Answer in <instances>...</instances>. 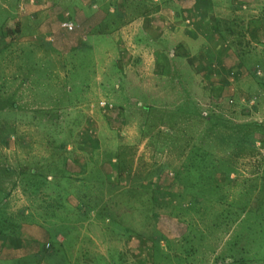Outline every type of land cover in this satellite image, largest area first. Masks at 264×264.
Returning <instances> with one entry per match:
<instances>
[{
  "label": "rangeland",
  "instance_id": "1",
  "mask_svg": "<svg viewBox=\"0 0 264 264\" xmlns=\"http://www.w3.org/2000/svg\"><path fill=\"white\" fill-rule=\"evenodd\" d=\"M22 1L30 0H0V107L12 100L17 107L0 110V264L70 259L78 230L65 221L81 224L77 235H84L85 228L95 231L96 219L118 243L113 264H264V0H221L225 10L212 12L211 24L179 12L171 23L147 24L139 13L159 4L153 0H122V7L121 0H96L101 3L92 10L105 16L107 30L94 25L92 33L89 20H76L75 33L89 38L67 50L62 62L47 58L46 42L54 51L61 45L54 35L37 45L41 56L24 44L37 27L53 29V20L44 23L46 11L58 14L73 0H42L51 7L28 32L33 24L17 10ZM109 2L116 12H108ZM127 23L132 28L124 31ZM69 65L73 79L95 77L88 120L67 119L81 95L74 85L59 95L58 71ZM34 72L42 76L37 83L15 87ZM39 92L46 96L39 100ZM52 92L60 98L56 106ZM49 106L60 117L21 120ZM41 120L47 123L31 132L24 127ZM47 144L53 151L43 155ZM68 146L94 149L85 160L108 164L84 178L74 157L63 160ZM84 197L91 211L82 217ZM42 221L55 228L48 230L52 237L39 234L30 246ZM56 231L69 238L64 248ZM92 236L87 254L105 252Z\"/></svg>",
  "mask_w": 264,
  "mask_h": 264
},
{
  "label": "crops",
  "instance_id": "2",
  "mask_svg": "<svg viewBox=\"0 0 264 264\" xmlns=\"http://www.w3.org/2000/svg\"><path fill=\"white\" fill-rule=\"evenodd\" d=\"M107 2L109 0H102V2ZM154 2L159 3L157 6H153V7H148L146 9H141V12L139 13V15L141 16V13L143 14V17L145 20L147 21V24H151V23H157L158 19H163V20H167L171 23L170 20H173L175 17L178 19V12L180 14H182V16L187 15V14H192L195 16V19L198 17V15L200 16H204L207 21L211 24L212 21H214V18L216 19L217 16L213 15L212 12L215 13H219V14H223L224 12V7H222L221 5V0H153ZM116 2V1H115ZM97 3H101V1H96V0H89L86 4L85 3H81L78 2L76 0H73L71 3H68L67 6L65 7V5H63L61 7V10L58 14L55 13V11H52V9L50 11H46L45 14V20L44 23L46 25V20L50 19L51 21L53 20L55 26L53 27V29H46L44 30L43 28L40 27L41 31H37V28L34 31H30L33 26H37V22H39L37 20V16H39L41 13L44 12L45 9H47L48 7L50 8L51 5H49V2H43L42 0L39 1V3L34 2V0H30L29 2H20L19 5H17V10L18 13L22 12L21 14H23L22 16H25V21L29 20L30 22H32V26L29 30L24 29L25 32L30 31V34H32L31 36H28L26 38V40H28V44H24L25 48L29 49V51H32V55L34 56H41V53L37 51V45H41L45 40H53V35H54V41H56L55 43L57 44L58 41L61 43V45L58 47L57 51L52 50V42H46V46H48L50 48V53L48 54L47 58H50L51 61L52 60H58L60 62L63 61V56L65 54V52L67 50H69L70 48H75L78 47L81 42L85 39V38H89L86 37V33L85 35H83V33H75L77 31V25L76 28L73 31H68L64 28H62L60 26V23L64 20H71L73 21L75 24H77V22L80 20L82 23L85 24V22H88V20L91 22V24H93L92 27V33H94L95 28L94 25L99 26L101 24V26L103 25V28H100L99 32H104L107 29L105 28L104 22L105 20V16L100 15V14H95L92 9H97L98 5ZM110 4H107V8H108V12H116V9L113 5L114 2H109ZM121 2H119L120 7H122ZM132 3V2H131ZM72 5H74V7H71ZM135 6L139 9L140 11V4ZM66 8H68V10H65ZM142 8V7H141ZM148 10V11H147ZM204 11V14L201 15V11ZM149 12V16H145L144 13ZM58 15V16H57ZM61 15V16H60ZM77 15H79V17L77 18ZM102 16V17H99ZM61 18L58 22V18ZM142 18V17H140ZM78 20V21H76ZM36 21V22H35ZM115 27V26H114ZM132 27H130L127 23V25L124 27V31L127 30H131ZM52 30L54 32V34L52 33ZM109 30H111V28H109ZM78 34V38L73 41V38L68 39L71 36H74L75 34ZM121 38V37H120ZM6 40V38L4 39ZM214 42V38L211 39V43ZM73 44V45H71ZM32 47V48H31ZM31 48V49H30ZM64 51V52H63ZM63 52V54H61ZM209 52V51H207ZM2 53H4L6 56H10L12 53L8 52L7 50L2 51ZM22 58V57H21ZM46 61V60H45ZM26 60L23 62L25 63ZM28 62V61H27ZM44 62V61H43ZM22 63V64H23ZM21 64V62H20ZM26 69V68H25ZM24 69V70H25ZM53 70H56L53 69ZM22 71V70H21ZM66 71L68 73H70L69 77L67 78L66 75ZM74 71V68L69 65L66 69H59L58 73L59 77L57 80V87L61 89L59 95H61V93H64L65 95H67V89L70 88L71 89V85L74 86H78L81 88V95H80V100L82 101L79 103V101L77 102V104L71 105L68 109H67V119H86L88 120L90 117V106H95V96H92L95 94V92H93V94L91 95V89L90 87H94V80L92 82H89L87 79H82L83 77L80 78H71L72 72ZM38 72H34L31 75L25 76V80L19 78L17 80V84L15 85V87L17 88H21V90L23 88H29L31 87L34 83H37L38 81H36V79H39L40 76L39 74H37ZM64 73V74H63ZM16 76V74H15ZM14 76V77H15ZM63 77H66L68 80H70V83H64V80L62 79ZM1 78V77H0ZM44 79H46L45 76H43ZM65 78V79H66ZM14 93V92H13ZM53 96L50 98V101L53 102L56 105H58L60 98L58 96L55 95V92H52ZM46 96L44 93L39 92L37 94L38 99L40 100L41 97L40 96ZM92 96V97H90ZM21 98V97H20ZM91 98V100L89 99ZM66 99V98H65ZM30 100V98H29ZM21 102V99H20ZM8 103H5L3 106L0 107V110L3 109H7L8 108ZM9 104H12L10 108L16 110L17 107L15 104V101L12 100ZM62 104H60L59 106H61ZM98 105H99V101H98ZM97 105V106H98ZM97 108L100 109V106H98ZM39 110V113H37L34 116H30V117H26L25 115H22L23 119H28V120H35L36 118L40 119L43 116H45L46 118H44L43 120H53V119H57L59 116V113L61 114L60 110H56V108H52L51 106H49L48 108H42V109H34V111ZM59 112V113H58ZM71 113V114H70ZM85 113V116H80L81 114ZM55 114H57V116H55ZM53 115V117H52ZM64 119V118H62ZM23 121V120H22ZM47 121H38L37 123H33V122H24L25 123V128L28 126V131L31 132L32 130L30 128H37V127H41L42 124H46ZM76 124V123H75ZM21 134V133H20ZM20 134H14V136L16 138L19 139V135ZM93 134V133H91ZM15 139V138H14ZM50 145V144H47ZM51 146V145H50ZM44 146V154L43 155H47L49 153H51L53 151L52 146ZM61 149V148H59ZM64 154H62L63 156V160L69 159L73 157L77 160L78 164L81 165V169H84V172H81V174L83 173L84 178H90L93 174L95 173H101L102 169L105 167L107 163L104 164H100L98 160H94L92 159L91 161H86V153L91 154L94 149H90L88 151H84V150H80L78 151L75 148L71 147H67L66 150L63 148L61 149ZM56 153H58V149L56 150ZM41 153H39L38 155H40ZM60 157V156H59ZM83 157V160L80 161V158ZM61 160V159H60ZM61 169H63L65 172L66 170L64 169V163L61 166ZM86 170V171H85ZM80 174V175H81ZM50 178V176H49ZM108 186H112V184H108ZM87 198H83L82 202H83V207H81V211L80 213L82 214V217L85 216L87 213H89L91 211V208H89L87 210V208L89 207L88 204H85L84 201H86ZM97 213L99 216H101V213H103L104 208H98L96 209ZM87 211V212H86ZM102 217V216H101ZM87 220V219H86ZM84 221V220H83ZM33 224H37L39 223L38 221H32ZM66 222V226L71 229V228H76L78 231H76V235L75 238H72L74 241L76 240L75 244L72 245L73 247V255L70 256V259H58V263L59 264H113L115 259H112L114 256H116V252L114 249L118 246V243L116 241H113V238L110 236V234H107V231L104 229V227L102 226V223L99 219H96L95 222L92 224L90 221L88 222L91 225V227L95 230L93 233H89L88 232V228H85V231L83 234L84 235H77L78 232L81 231L82 229V225L79 223H75L73 225H70L67 221ZM82 222V221H81ZM30 225V223H29ZM33 230H36V226H32ZM42 230H44V234L43 231L39 228V232H36L37 234H35L32 238L31 241H29V245H33V247L36 245V241L38 240L37 237H40L39 234H41L42 236H44V238H50L52 237V234H50V232L48 230H54L55 228L53 226H47L45 224V222L42 221ZM91 229V228H90ZM80 230V231H79ZM61 232L56 231L53 235L54 238H56L58 241H60V244L63 246L64 248V243H66V240L69 239L67 237H64L63 235H65L64 233L60 234ZM96 233L97 237H98V246H102L105 248V252H101V253H93L90 252L87 254L86 250H84L85 248L87 249L88 246L87 244H93L95 245L94 242V238H93V234ZM30 234V233H29ZM108 241H110L111 243H109ZM81 242H83L82 244H80ZM46 243H49L48 241ZM91 247V246H90ZM22 248V245H21ZM25 248V247H24ZM80 250V252H79ZM36 251H28L27 253L25 252L24 254H33ZM65 254H67L66 252H64ZM24 254H20L17 255V258H20L22 255ZM91 257L90 259H87L88 257ZM97 256L98 259H96L95 257ZM111 256V257H110ZM59 257L61 258V255H59ZM64 258V257H63ZM95 258V259H93ZM11 260H18V259H11ZM21 260V259H20ZM50 264H54L53 262H51Z\"/></svg>",
  "mask_w": 264,
  "mask_h": 264
},
{
  "label": "built area",
  "instance_id": "3",
  "mask_svg": "<svg viewBox=\"0 0 264 264\" xmlns=\"http://www.w3.org/2000/svg\"><path fill=\"white\" fill-rule=\"evenodd\" d=\"M60 26L68 31H73L76 28V24L71 20L62 21ZM101 105H106V102L102 101Z\"/></svg>",
  "mask_w": 264,
  "mask_h": 264
},
{
  "label": "trees",
  "instance_id": "4",
  "mask_svg": "<svg viewBox=\"0 0 264 264\" xmlns=\"http://www.w3.org/2000/svg\"><path fill=\"white\" fill-rule=\"evenodd\" d=\"M113 258H114V257H113ZM113 258H112V259H113Z\"/></svg>",
  "mask_w": 264,
  "mask_h": 264
}]
</instances>
